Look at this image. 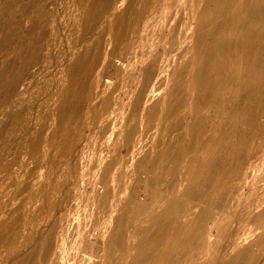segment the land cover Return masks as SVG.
<instances>
[{
    "label": "bare ground",
    "instance_id": "6f19581e",
    "mask_svg": "<svg viewBox=\"0 0 264 264\" xmlns=\"http://www.w3.org/2000/svg\"><path fill=\"white\" fill-rule=\"evenodd\" d=\"M162 1L128 0L124 8L114 14L112 23L107 27L105 25L103 36L100 37L101 34L99 39L94 38V41L89 42L99 21L108 19L111 15L114 3L113 0H80L76 5V12L71 16V22L67 19L68 27L73 32L72 35H67L70 47L66 45L68 48H65V38L58 33L59 46L62 45L57 55L62 83L58 82L60 96L56 99L57 105L55 112L53 111L56 127L48 140L49 149H56L61 155H76L74 147L80 141L82 132L85 129L92 131L96 125L105 123L98 144L103 156L108 158L98 164L102 170L100 182L105 191L96 196L97 191L93 194L94 201L99 202V206L102 205L103 208L100 209L107 213V218L104 223L101 221L104 224L103 230L97 232L102 243L95 242L97 244L91 245L89 253L93 251L101 259L105 255L112 264H123L122 260L129 257L126 264H200L207 250L214 245L207 240L211 233L215 235L221 230V234L226 232L235 240L239 232L237 233L236 228L230 230L229 225L234 221L230 217L238 202V194L235 193L241 189H236L234 182L242 180V176L247 180L250 173H253L249 166L246 167L251 144L264 143V0H202L191 46H183L186 34H182L183 39L179 38L181 35L177 26L169 25V19L166 20L167 3L170 0ZM10 5L11 1H5L2 8L7 9ZM22 15L29 17L30 25L27 30H23L20 15L10 16L0 28L1 44H9L10 41L13 45L10 49L13 56L11 55L7 70L0 74V90L8 89L10 94L18 92L20 85L30 76L29 70L33 66L46 63L50 58L49 53L44 52L49 49L47 33L41 30L50 16L45 5L40 0H32L24 7ZM66 25L61 28L62 31L66 29ZM107 34L112 41L109 52H106L104 46V35ZM73 35H77L79 39ZM166 44L168 48L164 52L167 54L175 50L177 45H181L177 48L183 46L185 49L180 50L179 67L172 71V84L170 83L162 97L147 106L150 93L161 90L165 84V67L156 50ZM115 60L126 62L129 71L115 67ZM100 66L103 68L98 72ZM96 73L102 78L117 80L109 94L98 105L89 108L88 105L94 98L92 88ZM126 84L129 85L130 92L124 91V94L129 99L130 113L126 124L116 132L117 126L110 127L116 111L113 108V93L123 90ZM86 109L89 110L88 123H78ZM21 122V114L12 116L11 123L14 127L20 126ZM45 128L46 124L42 125L38 136L33 140V151L40 148ZM151 131L155 134L151 135L153 139L150 150L134 161L135 155L146 147L145 138ZM76 147L78 150L79 146ZM123 151L127 158L123 157ZM75 167L77 168V163ZM117 176L124 181L123 184L116 182ZM133 181L134 186L129 191L127 184ZM64 182L61 186L66 184ZM141 187L148 195L145 201L136 197ZM96 210L99 209L96 207ZM90 216L92 215L87 214L88 218ZM246 217L254 227L262 229L261 234L252 243L237 250L229 260L220 258L214 264H258L264 255V208L258 214L250 213ZM55 218L56 216L53 222L57 220ZM2 223L4 227L5 223ZM56 225H52L46 234L42 233L45 239L41 247V263L45 264L59 243L56 244L55 240ZM34 234L25 238L30 250L27 248L21 253L17 251V256L10 264L38 262L34 257L42 244L37 242L38 238ZM223 240L225 241L224 238ZM22 244L24 246L23 242ZM80 249L83 252L84 248ZM72 252H75V248ZM72 256L70 257L73 258ZM84 257L85 255L82 258ZM70 262L71 259L68 264ZM79 262L81 264L83 260ZM89 262L92 264V259Z\"/></svg>",
    "mask_w": 264,
    "mask_h": 264
},
{
    "label": "rangeland",
    "instance_id": "374dc122",
    "mask_svg": "<svg viewBox=\"0 0 264 264\" xmlns=\"http://www.w3.org/2000/svg\"><path fill=\"white\" fill-rule=\"evenodd\" d=\"M5 1H11V5L7 9L2 8L4 6ZM31 1L32 0H0V18L2 17L0 19V28L6 23L7 19L10 16L20 15L23 30H27L29 25H30V21H29L28 16L22 15V10ZM79 1L80 0H40V2L45 5V7H46V9L50 15L49 19L45 23V25L43 27H41V30L42 31L45 30L47 33L46 41L49 42V47H48L49 49L45 50L44 52L46 54L49 53L50 58L48 59V61L46 63L33 66L34 68L32 67L33 69L31 68L29 70L30 76L33 75L34 77L32 78L30 76L29 77L27 76L26 80L20 85L21 88L18 89L17 93H11L10 94V92H8V89L0 90V92L2 93V94L0 93V225H1L0 226V234L4 235L3 236L4 238L6 237L4 239L2 237V235H0L2 237V238L0 237L1 238V241H0V264H10L13 261V259H15V257L17 256V254H16L17 251L21 253L22 251H25L27 248H28L27 250H30V247H28V245H26L27 240L25 238L28 239L30 236L33 235V233H35L34 235L38 238V240L36 239L37 242L40 245L42 244L41 246L39 245L40 246L39 247L40 254L38 251L36 253V256L34 257V260L36 262L38 261L37 263L36 262L35 263L36 264H44V263H41V254H42V248L41 247H43V243H44V239H45V235H43V234L44 233L46 234L47 230L50 229V227L52 225H56V224H57L56 225V232L58 234L57 233L55 234V240H57L56 244H57V242H59L58 245L59 244L60 245L59 246L57 245L56 250L54 251L57 254H54V252H53L51 254L50 258L46 261L47 263L45 262V264H56V263L57 264H63V263L68 264L70 259H71L70 264H80L79 261L82 262V260H83V263H81V264H84V262H85V264H88V263L90 264L91 262H89V260L91 261V259H92V264H95L97 259H99L97 261L99 263L96 262V264H112V261L111 260L109 261L108 257L105 255H104L105 257L102 256V259H101V256L99 257L98 255H95V253L93 251H90V253H89V250H91V245H94L97 243H102L101 242L102 239H99V238H101V237H99V233H100L99 230L100 229H101V231L103 230L102 225L104 226V224H102V222L104 223L105 218H107V213H105L103 211V209H100V208H103L102 205L99 206V202H96V200L94 201V194L96 191L97 192H96L95 196L97 194L98 195L102 194V192L104 193V191H105L104 188L102 187L101 182H100L102 170L100 168V165H98L102 160L103 161L108 160L107 156L106 157L103 156L104 153H101L100 148H99L101 146L98 145L100 133H101V130H103L105 123L103 125H101V124L96 125V127H94L92 129V131L85 129L82 132L80 141H77L78 143H76L77 145L75 144V147H74V150L76 151L77 156L75 154L74 155H72V154L61 155V153L58 150H57L58 151L57 152L56 149L54 151L53 150L51 151L49 149L50 144L48 143L49 137L56 127V125H55L56 121H55V116L53 115L54 114L53 111L55 112L54 109L57 105L56 99L60 96V92L58 95V91L60 89L58 87V84H59L58 82H60V84L62 83L61 77H60L61 76L60 67L58 64L59 59L57 56L59 54V51H60V46H62V45L59 46V37L61 36L62 38L64 37L66 39L65 40L63 38L64 39L63 45L65 46V48L67 46L70 47V45L68 43L70 39L68 40L69 36H67V35L68 34L72 35L73 32L71 31L72 28L68 27V26H69V22H71V20H70L72 18L71 16H73L74 13L76 12ZM127 1L128 0H113L114 4H113V7L111 9V15L109 16L108 19L106 18V19L99 21L96 28L92 31L93 33L90 35L91 38H90L89 42L94 41V38L99 39V36L101 34L102 35L100 37L103 36L104 30H105L104 29L105 25L107 27L108 24L112 23L111 20L113 19L114 14L121 11L124 8ZM163 1H166V0H163ZM170 1H169V3H167L168 10H166V14L168 17L166 18V20L169 19V25L177 26L178 33H179V35H181V36H179V38L183 39L182 34H186V37H187L186 43H184L183 46L185 44H187L188 46H191L193 43L192 35L194 34L197 12H198V9L202 7L203 1L202 0H177V1L174 0V2H173V0H170ZM167 2H168V0H167ZM1 12H3V13H1ZM67 19L69 20V22H67ZM65 22H67L66 23L67 25L65 24ZM64 25H66L67 27L65 26L66 29H63V31H62L61 28ZM159 26H161L160 23H159ZM67 31H68V33H67ZM58 33L60 34V36ZM65 33H67V34H65ZM75 34H77L79 36L78 32H76ZM77 35H75V36L73 35V37L79 39V37ZM187 35H189V36H187ZM104 39H105L104 40L105 50H106V52H109V50L111 49V46H112L111 36L109 34L104 35ZM66 42H67V44H66ZM11 46L13 47V45H11L10 41H9V44H8V42L7 43L4 42L3 44H1V37H0V50H1L0 51V74L4 73V71L7 70V66L9 65V61L11 60V57L13 56V53H10V51H11L10 49H12ZM179 46H181V45H179ZM179 46L177 45L175 47V50H173L170 54H167L164 52V49L168 48L167 44H166V46L161 45L157 48L156 51L161 57L160 62L165 67V72L163 74V80H164L165 84L163 85L161 90L150 93V95L148 96V102L146 104L147 106L152 104L156 100H158L160 97H162L164 91L167 88H169L170 85L172 84L171 83L172 78H173L172 71L179 65V62L181 61V58L179 57L181 54H179V53L180 52L182 53V51H180V50L185 49L183 46H182V48H177ZM176 63H178V64L176 65ZM126 64H127L126 62H123L121 60H115V62H114L115 67H119L122 70H125L127 72V71H129L128 70L129 67H127ZM102 68H103V66H100V68L98 69V72H100ZM97 73L94 76V81L95 80L96 81H95L94 87L92 88V92L94 93V98L90 101V103L88 105L89 108H92V107L98 105L104 99V97L107 94H109V92L112 90V88L114 87V84L117 80L114 78L113 79L112 78H109V79L102 78ZM97 75H98V77H97ZM128 87H129V85L126 84L125 88L123 90H119V91L113 93V108L116 109V111L112 116V121H111L110 127L113 128V126H117V128L115 127L116 132L120 131L123 128L124 124H126V118H127L128 114L130 113L129 112L130 111L129 99L124 94V91L130 92ZM88 111H89L88 109L85 110L84 116L82 117V119L80 121H78V123H81V122L83 124L88 123V121H89L88 113H87ZM14 114H21L22 115V122H21L20 126L19 125L16 126L17 128L14 127L13 126L14 124L11 123L12 122V116ZM44 124H46V128H45L43 135H42L43 142L37 151H33L32 150V142L38 136L39 130H40L41 126ZM13 127L15 129H13ZM153 134H155V132L151 131L149 136L147 138H145V143L147 145L143 151H141L135 155L134 161L141 158L148 150H150L152 139H153L152 138ZM73 141H75V140H73ZM260 144H261V146L258 147V145H260ZM260 144L259 143L251 144L252 146L250 147L251 148L250 149V155L248 157V164L246 165V167L249 166L250 169H252L251 171H253V173H250L251 175L247 180H246L245 176L244 177L242 176V178H243L242 180H240L238 182H236V181L234 182V187H236V189H239V190L241 189V190L240 191L236 190V193H235V195L238 194L236 196V197H238L237 198L238 202L235 205V208H234L235 210L233 211L232 217H230V215H229V217L234 220L232 222L233 224L231 223L229 225V227L231 226L230 230L236 228L235 230H237V233L239 232V234L235 237L236 239L234 240L233 237H229L226 232L224 234H221V230H218L215 235H213V233H211L208 236L207 240L209 243H211V245H212V243L214 245L212 246V248H210L211 246L209 247L210 249H208L206 252V255L203 256L202 262L200 264H214L216 261L220 260V258L224 259V260H229V258H232L234 256V253H236L237 250H240V249L244 248L245 246L249 245L250 243H252L257 238L258 235L261 234L262 229H260V228L258 229L256 227H254L255 225H252L250 219L246 217L250 213L252 215L258 214L264 208V145H263L264 143L261 142ZM76 146H79L78 150H76L77 149ZM255 146H257V147H255ZM251 150H253V151H251ZM122 155H123V157L126 156V152L123 151ZM74 157L75 158L77 157V158L75 159ZM127 157L128 156H126V158ZM70 159L73 160V162ZM69 162H71V163H69ZM252 162H253V165L251 166ZM76 163H77V168L75 167ZM256 166H258V167H256ZM255 167H256V169H255ZM254 169H255V171H254ZM81 174H85V175H81ZM252 176H253V178H252ZM258 176H259V178H258ZM82 177H83V179H85L84 181H81V180H83ZM261 177H263V178H261ZM51 178H52V180L54 179V181H52ZM56 181H58L59 185ZM59 181L60 182L62 181V184H60ZM64 181H66V182H64ZM121 181H122V179H120L119 177L116 180V182L117 183L119 182L120 185L124 183V181H122V182ZM248 181H249V183H248ZM63 182L66 184H64V186H61V185H63ZM98 182H100L99 184L101 186L98 184ZM44 183H46V184H44ZM56 183H57V185H56ZM132 183L134 184V181L129 183L131 186H129V184H127V186L129 187V189H128L129 191H131L132 187L134 186ZM77 184H79V185H77ZM43 185H44V187H43L44 190L42 191L41 189H43L42 188ZM45 185H47V186H45ZM52 185L55 186V188H53V189L50 188ZM45 187H46V189H45ZM101 187H102V190H101ZM130 187H131V189H130ZM183 187H184V185H183ZM56 188H57V190H55ZM61 188H62V190H61ZM59 189H60V192H58ZM54 190L56 191V193ZM129 191H128V193H129ZM144 191L145 190L141 187V188H139V191L136 194V197L142 201H145L148 199V195H147L146 191L145 192ZM44 192H46V194ZM47 193L48 194L51 193V195L49 196ZM128 193H127V195H128ZM92 194H93V196H92ZM32 195H34V196H32ZM46 195H48L50 198L49 197L46 198L47 197ZM31 196H32V199H31ZM56 196H58L59 198ZM91 196H92V198H91ZM62 197L63 198L65 197V198L63 199ZM44 198H46V199H44ZM88 199H91V200L88 201ZM242 199H243V201H241ZM46 200H47V202H46ZM55 200H57V202ZM92 200L96 204L94 202H92ZM50 202H51V204H50ZM55 202H56V204H55ZM58 202H60V203H58ZM62 202H63V205H62ZM241 202H242V206H240ZM250 203H251V205H250ZM52 204L55 206H53ZM89 204H91V205L88 206ZM41 206H42V208H40ZM56 206L58 207V210H57ZM238 206H240V209ZM54 207L56 208V210ZM93 207H95V208L93 209ZM96 207H97V209H99L98 211L96 210ZM246 207H248V208H246ZM48 208H50V209H48ZM49 210H51V211L49 212ZM55 211H56V213H55ZM93 211H95L96 215L94 214ZM39 212H40V214H37ZM98 212L100 213V215ZM71 213H72V215H71ZM102 213H104L103 214L104 216L102 215ZM87 214H88V216L92 215V216H90L91 218H88ZM38 215H39V217H38ZM105 215H106V217H105ZM55 216H56L55 219H57V220H55L56 222L55 221L53 222ZM62 216H64V217H62ZM234 216H235V219H234ZM237 216H238V218H237ZM17 217H18V219H17ZM61 217H62V219H61ZM78 217H79V219H77ZM229 217H226V218H229ZM12 219H14V221ZM33 221L36 223V225H35V223L33 224ZM94 221L96 223L97 222L98 223L96 224ZM2 222L5 223L4 227H2L3 226ZM19 222H21V223H19ZM65 222H68V223L66 224ZM49 223H51V224H49ZM81 223H82V225H81ZM59 224H60V228H59ZM77 224L79 226L81 225L82 228H81V226L79 227ZM93 224H95V226ZM12 225L15 227L13 229L15 231H17L18 234L15 231H13ZM66 225H67V227L71 228V230L69 228H67ZM73 225H75V226H73ZM6 226L8 228H6ZM73 227H74V230H76L78 227L77 230H79V231L72 230ZM3 228L5 231L7 230L8 232L6 231V233H5ZM9 228H11L12 231ZM97 228H98V230H97ZM63 229H65V230L69 229V231H67V230L65 231ZM60 230L65 231L64 232L65 237L63 235V231L60 232ZM87 231H90V232H87ZM98 231H99V233H97ZM59 232L62 236L59 234ZM78 232H80V234L81 233L82 234L80 235ZM29 233H31V234H29ZM39 233H41V234H39ZM68 233L69 234L71 233V234L69 235ZM219 233H220V235H219ZM83 234H84V238H83ZM7 235H8V237H7ZM15 235H17V236H15ZM71 235H72V237H71ZM40 236H41V238H39ZM15 237H17V238H15ZM85 237H87V238H85ZM222 237L225 239V241L223 240ZM68 239H69V241H68ZM2 240H4V242ZM8 240H10V241H8ZM23 240L24 241L26 240V241L24 242ZM62 240L63 241L65 240L63 242V244H65V246L61 243ZM72 240L73 241L75 240L74 241L75 243H73ZM83 240H84V242H83ZM89 241H91V242H89ZM16 242H18L17 243L18 245L16 244V246H15ZM22 242L24 243V246H23ZM95 242H97V243H95ZM134 242L135 241L133 240L132 243H134ZM76 243H78L79 245H75ZM69 244H71V245H69ZM218 244H220V245H218ZM80 245H82V246H80ZM22 246H23V248H22ZM78 246H80L81 248H84L83 252L81 251L80 247L78 248ZM59 247L61 249L63 248L62 251ZM64 247H66V249ZM40 248H41V250H40ZM74 248H75V252H72V249H74ZM77 249L80 250L81 252L80 251L78 252ZM217 249H218V251H217ZM76 251L78 253H76ZM26 252H28V251H26ZM71 252L73 254H71ZM62 253H63V255H62ZM74 253L76 255H74ZM64 254H67V256L66 255L64 256ZM81 254L85 255L84 259L82 258L84 255H81ZM54 255H55V258H54ZM57 255H59L61 257H59ZM78 255L81 257H79ZM37 256H39V257H37ZM70 256H72L73 258H71ZM74 256H75V258H74ZM86 256H88V257H86ZM59 258H61V259L59 260ZM85 258H87V259H85ZM62 259L64 261H62ZM74 259L75 260L79 259V260H77L75 263ZM129 259H130V257L127 258L126 260H122L121 263L126 264V262H128ZM67 260H68V262H67ZM53 261H54V263H53ZM113 264H115V263H113ZM258 264H264V255L262 256V258L260 259Z\"/></svg>",
    "mask_w": 264,
    "mask_h": 264
}]
</instances>
